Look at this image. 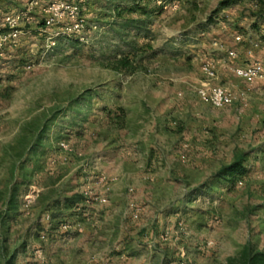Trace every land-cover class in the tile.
Wrapping results in <instances>:
<instances>
[{
	"label": "rangeland",
	"instance_id": "374dc122",
	"mask_svg": "<svg viewBox=\"0 0 264 264\" xmlns=\"http://www.w3.org/2000/svg\"><path fill=\"white\" fill-rule=\"evenodd\" d=\"M222 1L0 0V25L22 15L0 26V264H226L264 249V76L231 73L264 72V26L248 1ZM57 4L81 36L43 32ZM212 86L243 103L201 104ZM245 152L243 176L201 188Z\"/></svg>",
	"mask_w": 264,
	"mask_h": 264
},
{
	"label": "built area",
	"instance_id": "2783aa9c",
	"mask_svg": "<svg viewBox=\"0 0 264 264\" xmlns=\"http://www.w3.org/2000/svg\"><path fill=\"white\" fill-rule=\"evenodd\" d=\"M29 5L32 6L37 4L39 0H28ZM68 11V15L71 17L70 25L62 28L61 32H55V34H51L49 29L55 25L56 22H59V19L63 16L64 11ZM62 11V12H59ZM75 10L69 7H64L63 5H53L50 8L44 10L45 18H44V29L43 32L50 35V39L54 40L59 35H80L83 33L85 29V21L82 18L76 17L77 13L74 12ZM22 17V15H20ZM20 16H4L1 21V28L9 27L10 29L14 28L18 21L20 20ZM93 30L96 28L93 26ZM16 34V32H15ZM9 37H11L9 35ZM15 38L16 35L13 34ZM6 40V38L4 39ZM2 38H0V54L2 52V43L4 42ZM235 41L239 40V37L236 36L234 38ZM54 45V42L51 43ZM264 49V48H263ZM227 56L229 58L235 57L233 51H228ZM201 73L206 80H211L214 78V72L212 66L209 63L202 64ZM232 75L246 84L247 86L251 85L255 80L261 79L264 76L263 69L261 64L258 61L251 62L244 66H237L231 69ZM195 96L197 100L208 107L213 109H220L224 107L231 106L233 103H240L242 104L244 101V94H232L227 88L221 86H212V87H201L195 90ZM64 147V146H62Z\"/></svg>",
	"mask_w": 264,
	"mask_h": 264
},
{
	"label": "trees",
	"instance_id": "16d2710c",
	"mask_svg": "<svg viewBox=\"0 0 264 264\" xmlns=\"http://www.w3.org/2000/svg\"><path fill=\"white\" fill-rule=\"evenodd\" d=\"M242 0H224L219 3L220 8H225L230 4H235ZM252 4L255 9L253 13V17L256 18L257 21H260V24L264 26V0H245ZM120 65L126 66L128 63L125 59L119 61ZM246 65V64H245ZM244 66V65H242ZM247 153H238L235 154L231 163L225 166H221L218 171L210 176V178L202 184L201 188L211 189L213 187L218 186V184H229L233 180L243 176L246 171L244 168L245 158L247 157ZM200 189V188H199ZM198 189V190H199ZM198 190H195L196 192ZM73 199V200H72ZM70 198L66 200L67 203L73 204L78 203L79 197ZM15 200V193L9 199L8 204L11 205L10 209H12L13 202ZM13 257H11L5 264H12ZM226 264H264V249L263 250H254L249 243H246L237 256L234 259H229L226 261Z\"/></svg>",
	"mask_w": 264,
	"mask_h": 264
}]
</instances>
